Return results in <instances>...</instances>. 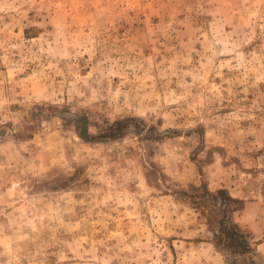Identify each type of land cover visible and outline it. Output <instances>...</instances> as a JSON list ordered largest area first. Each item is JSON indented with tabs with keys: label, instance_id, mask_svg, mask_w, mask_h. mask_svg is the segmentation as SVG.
<instances>
[{
	"label": "rangeland",
	"instance_id": "374dc122",
	"mask_svg": "<svg viewBox=\"0 0 264 264\" xmlns=\"http://www.w3.org/2000/svg\"><path fill=\"white\" fill-rule=\"evenodd\" d=\"M0 264H264V0H0Z\"/></svg>",
	"mask_w": 264,
	"mask_h": 264
},
{
	"label": "trees",
	"instance_id": "16d2710c",
	"mask_svg": "<svg viewBox=\"0 0 264 264\" xmlns=\"http://www.w3.org/2000/svg\"><path fill=\"white\" fill-rule=\"evenodd\" d=\"M207 195L215 199V201H220L223 204V207L228 208V202H238L237 199L231 197H224L221 194V191L217 193H209L205 191ZM228 211H225L226 218L219 220L218 229L214 232V235L219 238L221 242H224L226 246L232 247L233 251H244L248 248V245L244 243L243 235L238 233L234 227L228 225Z\"/></svg>",
	"mask_w": 264,
	"mask_h": 264
}]
</instances>
